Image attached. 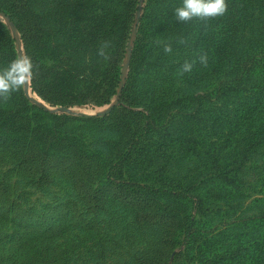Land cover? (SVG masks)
<instances>
[{
	"label": "rangeland",
	"instance_id": "374dc122",
	"mask_svg": "<svg viewBox=\"0 0 264 264\" xmlns=\"http://www.w3.org/2000/svg\"><path fill=\"white\" fill-rule=\"evenodd\" d=\"M66 2L42 8L55 56L75 53L101 69V40L87 55L64 33L93 27L103 0ZM0 24L10 36L3 51L24 57L2 13ZM128 64L129 53L122 80ZM27 85L28 94L23 84L0 98V264H264V138L246 155L237 139L213 155L166 146L159 134L130 149L143 106L113 112L119 95L102 106H51L30 77ZM236 159L234 183L218 178Z\"/></svg>",
	"mask_w": 264,
	"mask_h": 264
},
{
	"label": "trees",
	"instance_id": "16d2710c",
	"mask_svg": "<svg viewBox=\"0 0 264 264\" xmlns=\"http://www.w3.org/2000/svg\"><path fill=\"white\" fill-rule=\"evenodd\" d=\"M103 2V16L94 19L93 27H71L64 33L68 47L79 42L87 55L97 54L101 40L104 54L96 56L100 69L75 53L55 56L50 46L42 8L63 9L66 0H0V13L13 23L32 61L33 93L51 106L66 108L108 105L117 95L119 106L113 112L143 106V121L130 135V149L159 134L166 137V146L190 150L194 145L213 155L237 139L240 154L246 155L264 138V0H226L224 15L187 22L174 17L181 0H147L138 18L140 0ZM8 35L0 24V62L5 66L16 58L11 49L3 51ZM166 46L172 51L165 52ZM200 55L207 56L206 64L199 62ZM185 62L193 64L190 72H182ZM241 163L236 159L218 178L233 184L229 174ZM184 198L199 202L194 195Z\"/></svg>",
	"mask_w": 264,
	"mask_h": 264
},
{
	"label": "clouds",
	"instance_id": "9594fccd",
	"mask_svg": "<svg viewBox=\"0 0 264 264\" xmlns=\"http://www.w3.org/2000/svg\"><path fill=\"white\" fill-rule=\"evenodd\" d=\"M226 11V0H181L180 6L174 9V17L178 22H187L194 18L207 19L222 16ZM171 51V47H165V52ZM99 54H104L103 46ZM199 62L206 64L207 56L200 55ZM192 67V63L185 62L182 72H190ZM32 74L33 64L29 57L14 58L5 69L0 70V98L19 90Z\"/></svg>",
	"mask_w": 264,
	"mask_h": 264
},
{
	"label": "water",
	"instance_id": "95a60500",
	"mask_svg": "<svg viewBox=\"0 0 264 264\" xmlns=\"http://www.w3.org/2000/svg\"><path fill=\"white\" fill-rule=\"evenodd\" d=\"M24 87H25V93L28 94V85H27V81L24 83Z\"/></svg>",
	"mask_w": 264,
	"mask_h": 264
}]
</instances>
